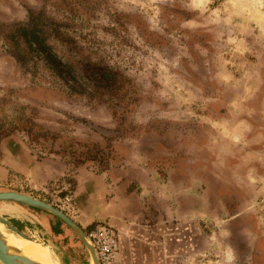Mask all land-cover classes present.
<instances>
[{
  "label": "rangeland",
  "instance_id": "obj_1",
  "mask_svg": "<svg viewBox=\"0 0 264 264\" xmlns=\"http://www.w3.org/2000/svg\"><path fill=\"white\" fill-rule=\"evenodd\" d=\"M28 11L75 90L9 55ZM96 66L114 82L93 84ZM2 150L34 171L8 173L0 191L68 201L61 212L86 234L108 222L84 225L85 193L107 170L124 175L121 231L108 225L126 264H264V0H0Z\"/></svg>",
  "mask_w": 264,
  "mask_h": 264
},
{
  "label": "water",
  "instance_id": "obj_2",
  "mask_svg": "<svg viewBox=\"0 0 264 264\" xmlns=\"http://www.w3.org/2000/svg\"><path fill=\"white\" fill-rule=\"evenodd\" d=\"M24 206L50 216L61 223L79 240L85 253L83 264H97L94 250L87 234L57 208L30 195L15 191H0V264H43L25 256L19 248L8 242V237L30 240L46 246L50 252L47 264H68V256L39 228L38 222L26 211L14 207ZM12 214L13 216H9ZM26 227L25 232L21 227ZM31 228V230H30Z\"/></svg>",
  "mask_w": 264,
  "mask_h": 264
},
{
  "label": "crops",
  "instance_id": "obj_3",
  "mask_svg": "<svg viewBox=\"0 0 264 264\" xmlns=\"http://www.w3.org/2000/svg\"><path fill=\"white\" fill-rule=\"evenodd\" d=\"M32 171H34V168H32V160L24 152L19 151L18 153L12 154L2 150V155L0 159V182L5 181L7 179L8 173L23 174V176L27 180L28 177H32L33 174ZM123 179H124V175H119V173L115 172L112 169V170H107L105 173L99 175V177H97V179L93 181V184H91L89 188L90 192L87 191L83 198L84 201L81 200L80 202V204H82V208H85L83 212L87 214V216L83 217L81 220L85 226L89 225L91 222L99 218V219L107 220L108 224H110L113 227H116L119 231H121L119 228L121 226V222L118 220L122 221L123 219L113 215L114 214L113 207L115 205V200H114L115 196L120 194L119 193L120 189L124 190L125 188L126 183L125 181H123ZM40 181L42 182V180ZM106 194L108 196L112 194L111 199H107V202L104 199L99 198L100 196L104 197ZM88 203L89 205H86ZM14 207H18L26 211L27 213L31 214L32 217H34V219L38 222L39 228L42 231H44L49 237H50L49 230H51L52 233L61 235V227L65 228L64 225H62L61 223L57 224V222L55 221H53L54 223L52 222L51 226L48 225V223L46 224L43 221H41L38 217L39 214H42L43 216H48L46 214H43L42 212L33 211L24 206L14 205ZM117 212L120 215L122 214L124 215V212L121 211L120 209ZM6 214L9 216H13L12 214H8V213ZM21 228L23 232L27 230L26 227L24 226ZM121 234L123 235L124 233L121 232ZM118 241H119V253L121 256V264H126V257L124 258V253L126 254V251L124 250L125 247L123 245V240L120 238ZM148 248L150 249V255H149L150 260L156 261L158 260L159 256L162 255L161 253H156L151 243L148 244ZM171 255L172 254L169 252L164 253V257H165L164 260L167 257L168 258L171 257ZM67 263L69 264L68 260Z\"/></svg>",
  "mask_w": 264,
  "mask_h": 264
},
{
  "label": "trees",
  "instance_id": "obj_4",
  "mask_svg": "<svg viewBox=\"0 0 264 264\" xmlns=\"http://www.w3.org/2000/svg\"><path fill=\"white\" fill-rule=\"evenodd\" d=\"M6 39L10 45L9 55L21 65L26 64L30 58L40 59L47 68L67 85L68 89L75 90L76 83L72 69L63 62L46 43L45 37L35 22L32 12L28 11V21L25 25L15 27ZM22 45L23 47H20ZM90 77L96 86L106 87L114 82V72L94 67Z\"/></svg>",
  "mask_w": 264,
  "mask_h": 264
},
{
  "label": "built area",
  "instance_id": "obj_5",
  "mask_svg": "<svg viewBox=\"0 0 264 264\" xmlns=\"http://www.w3.org/2000/svg\"><path fill=\"white\" fill-rule=\"evenodd\" d=\"M64 201L61 211L67 208ZM97 264H121L117 232L108 224H97L88 233Z\"/></svg>",
  "mask_w": 264,
  "mask_h": 264
},
{
  "label": "bare ground",
  "instance_id": "obj_6",
  "mask_svg": "<svg viewBox=\"0 0 264 264\" xmlns=\"http://www.w3.org/2000/svg\"><path fill=\"white\" fill-rule=\"evenodd\" d=\"M8 242L19 248L25 256L36 262L47 264L50 261L49 249L44 245L30 240L17 239L12 236L8 237Z\"/></svg>",
  "mask_w": 264,
  "mask_h": 264
},
{
  "label": "flooded vegetation",
  "instance_id": "obj_7",
  "mask_svg": "<svg viewBox=\"0 0 264 264\" xmlns=\"http://www.w3.org/2000/svg\"><path fill=\"white\" fill-rule=\"evenodd\" d=\"M38 217L44 223H46V224L48 223V225H50V226L52 225L53 219H51L49 216H43L42 214H39ZM64 229L67 230L66 227L65 228L61 227V235H62V237H60L61 236L60 234L57 235L56 233H52L51 230H49V235L52 238V240L54 241V243L56 245H58L64 251V253L68 256L67 260H68L69 264H81V263L76 261L77 258L73 255V251H71L69 248H67L68 246L65 247V246L62 245L61 242H59L60 241L59 239H63L64 237H66Z\"/></svg>",
  "mask_w": 264,
  "mask_h": 264
}]
</instances>
